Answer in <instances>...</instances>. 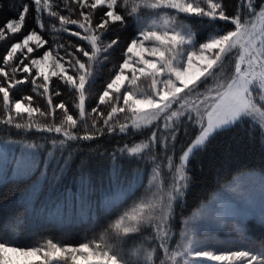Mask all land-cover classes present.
I'll return each instance as SVG.
<instances>
[{
	"label": "snow or ice",
	"instance_id": "obj_1",
	"mask_svg": "<svg viewBox=\"0 0 264 264\" xmlns=\"http://www.w3.org/2000/svg\"><path fill=\"white\" fill-rule=\"evenodd\" d=\"M30 6L36 27L10 43L0 56L4 107L0 126L6 133L16 129L17 134H27L35 129L62 139L42 137L52 146L42 158L38 156L44 145L27 143L26 148L35 151L27 163L18 161V174L27 177L43 169L40 176L48 182L46 172L50 170L55 187L71 167V153L65 157L69 142L117 132L134 135L144 128H151L146 140L131 146L125 143L108 153L110 182L131 185L141 175L137 168L122 180L118 155L151 164L152 170L146 195L109 225L107 231L115 243L101 234L76 244L52 239L32 244L13 233H0V264H264V243L250 244L244 223L246 217L255 216L264 224V195L257 203L239 184L227 190L238 194L243 207L227 197L223 203L231 215L221 216L215 207L205 206L192 220L182 221L180 238L170 248L176 235L175 206L194 183L190 162L196 153L206 150L219 132L243 125L245 120L259 121L264 140V0H237L233 13L226 0H31V5L21 3L16 16L0 26V41L7 42L23 31ZM45 17L54 18L59 27L49 22L46 28ZM192 17L207 18L209 24L223 21L232 28L206 35L200 42L194 26L185 23ZM129 26L134 35L122 52V62L112 65L96 106L86 113L97 70L109 61L110 49L120 42L118 35L111 40L106 35ZM46 30L68 34L77 43H62L53 35L49 44L41 35ZM45 45H49L47 50L39 55ZM232 59L235 64L229 73L227 63ZM26 84H31L32 94L14 98L12 90ZM61 86L75 95L73 108L78 116L64 100L54 103L61 96ZM37 98L44 101L45 108L35 106ZM102 105L108 107L106 116L100 111ZM58 110L62 113L59 123L55 120ZM92 114L94 132L87 130L85 119ZM120 114H125V122L113 123ZM37 115L49 122L41 123L35 119ZM95 117H102V124ZM78 124L85 129L83 135L73 131ZM187 127L195 130V139L181 147L177 156L178 137L187 135ZM16 143L23 141L0 140V151ZM86 168L87 161L82 160V191L87 184ZM260 183L264 188V177ZM212 222L230 227L240 239L230 243L216 240L208 235ZM133 235H139V241L124 247Z\"/></svg>",
	"mask_w": 264,
	"mask_h": 264
},
{
	"label": "trees",
	"instance_id": "obj_2",
	"mask_svg": "<svg viewBox=\"0 0 264 264\" xmlns=\"http://www.w3.org/2000/svg\"><path fill=\"white\" fill-rule=\"evenodd\" d=\"M20 1L0 0V26L5 25L9 19L16 16ZM23 1L26 2L27 0ZM226 2L229 13H233L237 0H226ZM186 21L194 26V30L198 32L197 39L200 42L204 41L206 35L232 28L230 24H225L223 21L209 24L207 18L201 21L192 17ZM50 22L57 23L54 18ZM57 27H59L58 23ZM53 35L59 36L62 43L69 40L72 43H77V38L68 34L46 31L44 36L50 44ZM116 35L120 37V41L123 39L130 41L134 35V29L129 26L123 30H118L115 34L106 35V39H114ZM11 39L14 38L11 37ZM8 46L10 45L5 41H0V56L5 53ZM123 50V47L120 46H114L113 49H110L109 61H106L97 70L95 85L91 89L92 95L90 100L86 102V113H91V108L96 106L98 95L103 91V87L109 79V70L112 65L122 62ZM234 61L232 59L227 63L229 73L232 72ZM52 79L54 84L57 83L55 77ZM31 89V84H26L17 90H12L14 98L32 94ZM60 91L61 96L55 98L54 103L64 100L72 114L78 116L73 108L75 95L69 92L65 86H61ZM35 106L45 108V103L42 99L37 98ZM100 111H103L106 116L108 107L102 105ZM3 113L4 107L2 100H0V116ZM93 116L95 114L88 115L85 119L89 123L87 130L94 132L95 129L91 127ZM61 118L62 113L58 110L55 120H61ZM95 118L102 124V117ZM35 119L41 123L49 122L38 115ZM124 122L125 114H120L113 121L116 124ZM101 124H98L97 127H100ZM186 130L187 135L181 133L178 137L177 156L181 154V147L186 148L187 144L195 139V130L191 127H187ZM73 131L83 135L85 129L78 124ZM150 133L151 128H144L140 133L134 135L117 132L97 136L91 141L69 142L65 149V157L71 153V167L55 187L51 185L50 170L46 172L48 182H45L44 177L40 176V171L43 169L27 177L15 175L13 164L17 158V153L14 154L9 166L0 173V233L2 232L4 235L17 234L20 240L28 242L52 239L55 242L71 244L84 242L86 239H92L101 234L108 235L109 225L113 224L125 211L132 208L134 202L146 195V189L149 187V175L152 170L151 164H145L134 158H129L127 155L123 157L118 155L117 163L122 166V180L124 177H130L137 168L140 169L141 175L131 185L121 184L117 186L110 182L112 161L108 153L117 147H123L125 143H128L129 146L132 142L140 143L146 140ZM54 135L56 138L62 139L58 134L42 133L35 129L27 134L23 132L17 134L16 129H11L6 133L4 127L0 126V140L23 141V143H16V150L29 142L44 145V149L38 158H42L47 155L48 151H52L51 144L42 137L52 138ZM157 151H159V147ZM56 155H59V151L56 152ZM82 160L87 161V168L83 173L87 179V184L83 191L80 183V162ZM190 168L194 183L185 194L184 199L175 206L173 231L177 233L176 235L183 225L182 221L205 201H208L224 183L245 172L260 171L264 173V140H262V132L258 123L245 120L243 125L237 124L227 131L219 132L208 144L206 150L196 153V158L191 159ZM244 223L248 240L259 244L264 243V224L259 223L255 216L247 217ZM221 232L227 235V230ZM139 239V235L131 236L130 242L124 247H132V242H137ZM175 240L176 237H173L172 242ZM113 241L115 243L114 239ZM152 246L149 245V247Z\"/></svg>",
	"mask_w": 264,
	"mask_h": 264
},
{
	"label": "rangeland",
	"instance_id": "obj_3",
	"mask_svg": "<svg viewBox=\"0 0 264 264\" xmlns=\"http://www.w3.org/2000/svg\"><path fill=\"white\" fill-rule=\"evenodd\" d=\"M54 2H55V0H54ZM21 3H29L31 5V0H27L26 2L21 0L18 4L20 5ZM32 9L33 8L30 6V12L26 16L23 31L21 33L17 34L16 36H11L14 39H11V37H9V41H7V42L5 41V43L10 45V43H12V42H17L22 37L23 34H26L28 31H30L31 29L36 27L35 12H33ZM61 13L67 15V12H61ZM73 18H76V17L73 16ZM47 19H48V21H47ZM52 19L53 18L45 17V23L47 24V22H50V20H52ZM185 23H188V22L185 20ZM73 30H75L74 26H73ZM46 31H42L41 35L44 36ZM44 38L47 39L45 36H44ZM126 41L127 40L123 39L122 41L119 42L118 46L123 47V49H124L126 44L128 42H130L129 40L127 42ZM48 46L49 45H45L43 49H39L38 54L43 55V52L45 50H47ZM36 54L37 53H33L32 55H36ZM53 55H55V53H53ZM61 55H63V54H61ZM234 64H235V61H234ZM233 68H234V66H233ZM56 122L59 123L60 120L56 119ZM256 122L259 124V121H256ZM23 145L24 146H22L21 148L16 150V144H12V145H9L7 147V149H5L4 151H0V173H2L3 170H5L9 166V163L13 159L14 154L17 153V158H15L14 164H13V173L15 175H19L18 174V161H21L23 159L24 163H27L29 158H30V153L33 150V149L26 148L25 144H23ZM0 147H2V146H0ZM20 166H22V165H20ZM19 176H21V175H19ZM262 177H264V173L260 172V171H249V172H245V173L238 174V175L234 176L231 180L224 183L221 186V188L219 190H217L208 201H205L201 206H199L197 209H195L184 220H192L193 218H195L196 216L199 215L198 210L204 209L205 206L215 207L217 214H219L221 216L231 215L230 210L227 207H225V205L223 203V199L225 197L230 198L236 204H239L243 207L244 205H243L242 201L239 199L238 194L229 192L227 190L228 187H230L231 185H234V184H239L242 187V189H246L248 191V193L253 198L256 199L257 203H259L261 195H264V188L261 187V183H260ZM183 227H184V223H183L181 229ZM222 230H224V231L227 230V235H225L223 232H221ZM179 233H180V231H178V235L173 236V237H176V240L174 242L171 241L170 248L174 247L176 241L179 240V238H180ZM208 235L213 236V237H215L216 240H218L220 242H224V243L235 242V241H238L240 239V234L238 232L232 230L230 227H225V226H223L219 223H216V222H212L209 225ZM105 236H107L111 240V242H114L112 239L111 233H109L108 235H105ZM46 240L47 239L33 240L30 243L42 244ZM249 243L253 244V245H260L259 243H256L255 241H252V242L249 241ZM158 255H160L159 252H158Z\"/></svg>",
	"mask_w": 264,
	"mask_h": 264
}]
</instances>
